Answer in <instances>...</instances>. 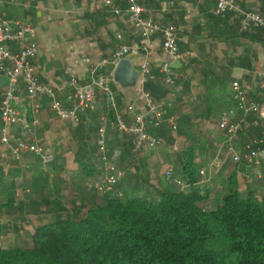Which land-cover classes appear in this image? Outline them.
<instances>
[{"label": "crops", "instance_id": "0c3cea01", "mask_svg": "<svg viewBox=\"0 0 264 264\" xmlns=\"http://www.w3.org/2000/svg\"><path fill=\"white\" fill-rule=\"evenodd\" d=\"M169 1L141 0L140 4L146 18L157 23H171L180 29L179 50L190 55L180 60L178 67L172 66L175 83L168 84L160 72L164 62L173 64L176 61L163 50L161 33H153L147 53L127 58L139 72L141 64L147 62L152 72L149 80L168 90L165 96L155 94L154 100L163 103V120L174 117L177 121L176 131L165 125L175 138L173 145L159 143L154 148L134 151L133 135L120 134L111 125L114 113L101 92L96 109L83 114L81 120L74 123L55 114L48 96L30 97L25 84L20 83L15 104L22 120L14 127L15 132L53 152L56 158L51 164H44L33 153L16 158L0 142V202L5 205L0 212V247L31 246L35 228L43 219V212L50 210L52 204L88 202L97 195L94 183L104 174L97 146L102 118L107 121L108 145L122 173L121 178L134 172L133 180L142 181L153 171L157 177L165 179V170L174 168L172 150L192 147L199 169L208 166L224 139L219 127L222 112L232 110L233 120L240 117L235 109L232 82L240 81L247 86L250 99L260 101L264 98V76L261 75L264 73V31L254 26L240 30L236 14L227 17L217 14L214 0H175L174 5ZM236 1L247 10L264 15V0ZM94 2L22 0L14 4L1 0L0 14L35 26L39 49L32 62L37 75L56 91L66 106L72 104L68 87L71 75L89 80L92 66L102 64L95 77L110 79L125 121L131 124L135 112H141L150 132L155 117L147 110L140 75L134 85L126 86L114 78L115 50L122 44L143 41L127 13L128 1L113 0L114 6L121 9L120 14L112 7L97 8ZM10 47L16 49L13 44ZM7 85L5 81L0 82V106ZM130 105L135 106L134 111L128 109ZM252 122L253 116H249L236 141L241 151H245L246 145L253 146L261 136L264 122L255 125ZM244 171L250 173L248 178L242 175ZM263 173L261 161L236 163L224 156L220 170L208 171L210 179L203 190L215 201L227 190L230 176L235 175L240 190L254 189L263 193ZM131 184L134 183L125 181L116 191L131 194Z\"/></svg>", "mask_w": 264, "mask_h": 264}, {"label": "trees", "instance_id": "16d2710c", "mask_svg": "<svg viewBox=\"0 0 264 264\" xmlns=\"http://www.w3.org/2000/svg\"><path fill=\"white\" fill-rule=\"evenodd\" d=\"M144 90L153 98L168 91L153 80ZM165 125L152 122L150 133L172 146ZM172 151V179L150 171L134 181L130 172L117 187L130 181L131 194L95 189L88 202L54 203L32 245L0 247V264H264V192L240 190L232 175L211 201L193 148ZM4 206L0 202V212Z\"/></svg>", "mask_w": 264, "mask_h": 264}, {"label": "built area", "instance_id": "2783aa9c", "mask_svg": "<svg viewBox=\"0 0 264 264\" xmlns=\"http://www.w3.org/2000/svg\"><path fill=\"white\" fill-rule=\"evenodd\" d=\"M1 1V0H0ZM18 4L22 0H8ZM97 8H113L116 14L121 13V9L114 6L113 0H94ZM127 13L134 26L143 37L140 44H122L114 53L112 63L117 64L123 58L132 54L147 53L149 43L153 33H161L162 48L170 54L174 60H186L190 53L180 52L179 34L180 29L174 24L157 23L143 15L144 7L141 0H127ZM216 13L219 15L234 12L239 18L240 30H247L252 26L264 28V15L243 8L236 0H214ZM170 5L175 4V0L169 1ZM36 28L31 23L23 22L19 19L7 18L0 14V74L9 79L7 88L3 93L0 106L2 124L0 125V142L3 143L10 153L20 158L24 153H33L39 156L44 164H51L56 155L36 142H29L15 132L14 127L22 120V115L15 102L18 99L17 89L20 83L25 84L30 97L40 95L48 96L51 99V106L57 116L63 120L78 123L83 114L96 109L98 104V94L101 92L107 101L109 108L114 113V126L120 134L133 135V150L141 152L149 148H154L160 143L159 139L148 131L145 115L135 112L133 121L128 124L124 115L118 107L114 91L107 77H95V72L102 64L94 65L91 68V78L81 80L77 75L72 74L68 80L69 98L71 106H66L56 94V91L47 83L40 80L37 75L35 65L32 60L37 56L39 45L35 39ZM11 44L16 46L12 49ZM160 72L164 74L165 81L173 85L175 77L173 75L172 63L164 62ZM264 76V73L261 74ZM152 77L150 66L147 62L141 64L140 82L142 86ZM264 87V83H263ZM231 91L235 102V109L240 113L238 120H233V111L222 112L219 127L224 132V139L219 143L217 152L209 161L206 168L200 169L202 183H207L210 179L208 171L220 170L224 164V156L232 158L236 163L246 161L248 163H264V126L261 136L254 145H246L245 151H241L236 146L239 134L243 131L244 125L249 116H253L252 124L264 122V98L260 101L250 99L247 86L240 81L231 84ZM143 98L149 113L155 117L154 124L159 126L166 123L173 131L178 128L174 117L162 119L163 103L154 100L152 95L142 89ZM130 111L135 110L134 105L128 106ZM103 124L99 127L97 146L98 155L103 162L104 174L94 183V187L101 193L115 191L121 178V171L114 162V155L108 145V132L106 118H102ZM173 149H177L173 146ZM245 178L250 176L248 171L242 172ZM258 175H262L258 172ZM264 175V173H263ZM166 179L173 178V170L168 168L164 172ZM264 178V176H263Z\"/></svg>", "mask_w": 264, "mask_h": 264}, {"label": "water", "instance_id": "95a60500", "mask_svg": "<svg viewBox=\"0 0 264 264\" xmlns=\"http://www.w3.org/2000/svg\"><path fill=\"white\" fill-rule=\"evenodd\" d=\"M181 64L180 60H176L172 66L178 67ZM140 72L134 67L131 60L129 58H123L115 66L114 69V78L117 82L122 85H134L138 78ZM5 81L7 84L9 83V79L6 76L0 75V82Z\"/></svg>", "mask_w": 264, "mask_h": 264}, {"label": "rangeland", "instance_id": "374dc122", "mask_svg": "<svg viewBox=\"0 0 264 264\" xmlns=\"http://www.w3.org/2000/svg\"><path fill=\"white\" fill-rule=\"evenodd\" d=\"M117 193H118V191H117ZM30 238V235H28V239Z\"/></svg>", "mask_w": 264, "mask_h": 264}]
</instances>
